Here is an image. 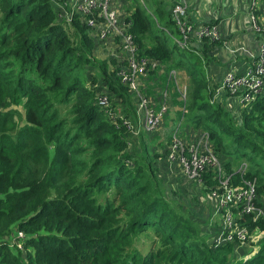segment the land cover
<instances>
[{"label": "trees", "instance_id": "trees-1", "mask_svg": "<svg viewBox=\"0 0 264 264\" xmlns=\"http://www.w3.org/2000/svg\"><path fill=\"white\" fill-rule=\"evenodd\" d=\"M68 2L0 0V264H264V235L257 249L245 244L253 251L243 259L235 251L241 246L213 248L207 231L177 211L176 198L167 196L156 174L167 149L160 159L154 145L147 146L160 147L153 134L138 136V148L126 151L124 139L131 136L119 117L136 120L133 97L116 76L117 62L93 57L95 45L79 17L57 22L52 5L67 10ZM177 4L142 0L123 18L137 55L166 64L175 51L170 67L188 75L179 127L184 122L206 132L214 154L249 152L264 159V93L237 109V119L222 103H210L214 86L197 67L219 42L202 41L197 54L176 47L170 9ZM88 68L92 78H85ZM100 95L106 106L99 105ZM16 116L22 124L9 128ZM222 167L233 173L229 161ZM202 179L194 183L197 190L215 188L210 169ZM243 179H255L262 207L264 173L247 170ZM231 182L240 179L234 174ZM241 224L249 234L264 232L262 219L244 216ZM13 232L23 234L20 251L4 241Z\"/></svg>", "mask_w": 264, "mask_h": 264}, {"label": "built area", "instance_id": "built-area-1", "mask_svg": "<svg viewBox=\"0 0 264 264\" xmlns=\"http://www.w3.org/2000/svg\"><path fill=\"white\" fill-rule=\"evenodd\" d=\"M179 1V4L170 9V19L179 34L177 38H172L176 47L181 50L186 49L191 41L201 43L205 40L209 44L217 42L219 37L216 27L213 24L192 23L189 20L187 1ZM69 2L74 16L79 17L88 32L94 33V35L88 33L90 37L101 42H105L110 37L118 39L115 51L122 55V61L118 64L116 76L133 97L136 118L134 121L119 117L125 130L133 140L140 135L149 136L155 133L161 127V120L167 110L166 92L164 91L161 100L155 103L144 94L142 88L147 73L156 68H163L164 65L137 55V46L133 37L127 32L130 24L119 18V11L114 7L113 0H69ZM59 9L67 11L63 7ZM248 13L249 28L260 39L257 50L247 67L243 69L229 67L222 72L210 103L216 101L221 103V96L225 94L227 100L229 99L236 109L242 110L264 93V17L258 19L251 14V6L248 7ZM161 30L166 33L164 29ZM236 51H239L238 48L233 52ZM167 77L168 81L174 83L176 75L173 71L169 72ZM179 95L184 102L185 87L179 90ZM97 100L99 105L106 106L105 95H100ZM177 130L174 129L171 133V139L166 147V162L177 165L189 182L200 185L202 175L208 169L213 172L216 182L215 188L209 192L214 205L213 214L218 216L217 229L210 239L212 247L243 246L252 243L253 249H257L262 244L264 232L254 230L249 234L247 228L241 224L244 216L250 217L252 222L264 220V209L257 204L255 179H243V175L247 172L244 164H239L233 173H225L222 163L210 147L206 132H199L190 142H185L177 136ZM234 174L240 179L238 185H232ZM7 238L10 241L7 243L8 248L22 249L21 232H14Z\"/></svg>", "mask_w": 264, "mask_h": 264}, {"label": "rangeland", "instance_id": "rangeland-1", "mask_svg": "<svg viewBox=\"0 0 264 264\" xmlns=\"http://www.w3.org/2000/svg\"><path fill=\"white\" fill-rule=\"evenodd\" d=\"M141 3H142V0H113L114 7L119 11L118 14H119L120 19H123L128 13H130L132 10H134V8L136 6H141ZM201 4L202 5H199V3H198L195 5L194 13H193L194 17L196 19H198L199 21H204L206 19H209V20H216V19L225 20V19L229 18L230 16L227 14L226 11L231 8V6H232L231 4H233V3L231 0H211L209 2H207V1L202 2ZM145 6L148 7L147 5H145ZM52 9L57 14L56 20L58 23H68V21L71 17H75L73 10L70 6V2H69V5L67 7V11H65V10L63 11L62 9H59V7L55 6L54 4L52 5ZM256 10H257V8H256ZM235 17H236V19H239V20L243 18L242 13L239 10H237V12L235 13ZM235 17H233V19ZM230 19H231V17H230ZM229 21H231V20H229ZM152 30L156 31V28L154 26V22L152 24ZM88 33H90V35H94L93 32H88ZM90 38L92 39V41L95 45L94 51L92 53V55L95 59H97V60H109V59L115 60L116 59L115 61L117 62V64H120V62L122 61V55L118 54L115 51L113 52V50H115V46H116L117 40H118L116 37L108 38L107 40H105V43L101 42V41H96L92 37H90ZM172 45H173L172 41L170 39H168L167 48L169 50H172ZM176 59H177V55L174 51L172 58L170 59V62H168L166 64H171V60L173 61ZM190 62H191V66H192L193 63L195 62L194 58L193 59L190 58ZM190 62L185 63V65L186 66L189 65ZM207 64H203L202 62L198 61V65L203 69H201L200 67H197V69H200L203 72V74L205 75V78L208 79L209 85L211 87L214 86L213 89H215L216 84H218L217 80L222 75V72L218 73L216 76H213L212 72H214V71L204 70V67ZM227 69L228 68L224 69L223 72ZM182 70L184 72L182 75H185V77H187L188 76L187 72L184 69H182ZM86 71L87 72H86L85 78H92V76L94 75L95 72L89 68ZM175 71L178 72L177 70H175ZM176 72H174L175 75H176ZM182 78H183V76H181V78L176 76V78H175L176 81H174V83L170 80L169 83L167 82V84H166V79L165 80L163 79L161 81L159 80L157 83V86H156L157 92L154 95L155 99H152L155 103H157V102H159V100H161V95L163 94V92L164 91L166 92V99H165L166 109H167L166 113L163 115V119L161 120V127L155 133H153V136H151V140L157 141V144L160 143V147L155 146L156 143H152V142L147 143V146L149 149L151 148L152 145H154V147H152V151H153V153H157L158 155H160L161 156L160 159L164 156V152L166 150V147H167V145L171 139V133L174 131L173 127L178 123V121H177L178 120V114H179V112H181V107H180L181 99H180V95H179V88L184 86L186 89V87H187L186 84L188 83V80H186V84L183 85L182 83H185V82L180 81V79H182ZM143 83H144V81H143ZM144 86H146V85H144ZM144 86L142 88L143 92H144V90H143ZM221 97H222L220 100L221 103L223 105L224 104L226 105L224 107V111L229 113L231 118L237 119L239 117V111L235 108L234 104L231 101H229V99L227 100V96L225 94H222ZM186 100H187V91H186L185 101L183 104H185ZM7 107H8L7 108L8 110H12V111H14V109H15L14 106H12V108H10V106H7ZM182 112H183V114H185L183 107H182ZM174 114H176L177 116H174ZM170 121L171 122L173 121V125H171L172 126L171 130H167L169 128V123H171ZM11 123H12V126L9 128H12V127L17 128V127H19V125L22 124V121L20 120V118L18 116H16L13 119V122L11 120ZM182 124H184L183 126H181L182 132H181V129L179 127L176 134L181 140H184L186 137L184 135V134H186L184 131V129H185L184 127H186V125L184 122H182ZM262 127L264 128V121L262 122ZM190 131H191V129H188L187 132H190ZM197 133L198 132H196L194 134L196 135ZM191 136L192 135L186 137V139H189V137H191ZM124 141H126V151H128V152L134 151L139 146V142L137 140L136 141L133 140L132 137H129V139L125 138ZM225 143L228 146L229 141L227 140ZM210 147H211V144H210ZM215 155H216L217 159L220 161V163H223L225 161H229L230 168L233 171L236 169V167L239 164H244L248 171L254 172V171L258 170V171H261L262 173H264V159L260 158L259 156L255 155L253 153L245 152L244 155L240 154V152H236L233 154L231 153V154L227 155L228 159L222 152H218ZM156 174H158V181L161 184V186L163 187V189L166 191L167 196H171V199L176 198L175 203H176L177 211H179L181 214H183L187 217L191 216V218L194 219L196 224H198L200 227V230H199V227L195 224L196 227L198 228V231H201L204 233H205V231H207L208 234H207L206 239L208 241H210V239L212 238L211 235L215 229V226L213 225V223H216L218 221V216L213 214L214 208H213V203L211 201L209 193L204 191V190H202V191L197 190L196 189L197 184H195L196 185L195 186L193 182H189L188 180H186V178L180 172V169L178 167H175V166L167 163L165 161V158H163V160L161 162H158ZM201 182H203V179ZM166 200H168V199H166ZM185 200L187 202H185ZM262 207L264 208V200H262ZM197 213H200L201 216L205 215V217L204 218H196L195 216L197 215ZM193 224H194V222H193ZM151 237L152 236H150L149 238H151ZM149 238L143 239V241L149 242L150 241ZM4 241L7 243L10 242L8 238L5 239ZM250 247L243 245L239 249L238 248L235 249V251L239 254L240 258L244 259V258H247L250 255V253L252 252V250L251 251L248 250Z\"/></svg>", "mask_w": 264, "mask_h": 264}, {"label": "crops", "instance_id": "crops-1", "mask_svg": "<svg viewBox=\"0 0 264 264\" xmlns=\"http://www.w3.org/2000/svg\"><path fill=\"white\" fill-rule=\"evenodd\" d=\"M187 6H188V14H189V20L192 23L195 24H213L218 33L219 42L218 46L214 48V51L212 52V57L210 60H208V64L205 61V64H207L204 67V70L208 71H214L212 72L213 76H216L218 73L223 72L224 69L229 67H238V68H245L247 67L251 60L252 56L255 54L257 47L259 45L260 39L256 34H254L251 29L249 28L248 24V7L251 6V14L255 15L258 19H261L264 17V2L262 0H231L233 4H231V8L228 9L226 12L231 17L221 20H209L206 19L204 21H199L196 19L193 15L194 13V7L196 4L199 3V5H202V2H209L211 0H186ZM177 2H180L177 0ZM247 6V7H246ZM257 8V10H256ZM239 10L242 13L243 18L242 19H236L235 13ZM219 12V11H218ZM233 17H235L233 19ZM231 20V21H229ZM105 43V42H104ZM196 41H193L189 44L188 48L192 49L195 54L199 52V47ZM238 48L239 51L233 52ZM115 50H113L114 52ZM116 52V51H115ZM119 54V53H118ZM210 56V55H209ZM116 60V59H115ZM163 68H156L154 71L149 73L143 83L144 86V93L151 99H155L154 95L156 94V86L158 81L165 80L166 84L169 81L167 80V74L171 71H175L172 67H170L171 64H163ZM173 71V72H174ZM176 76L180 77L183 76L180 81H183L185 83H182L183 85L186 84V80H188V76L185 77V75H182L184 72L182 69L177 70ZM218 77V76H217ZM218 79V78H217ZM176 81V80H175ZM218 81V80H217ZM187 86V84H186ZM183 87V86H182ZM181 112H182V106H181ZM183 113V112H182ZM174 116H177L174 114ZM171 122V121H170ZM181 123V120L173 127H179ZM173 125V121L169 123V128L167 130H171ZM184 131L186 134L185 136H190L189 139H185L187 142L190 141L193 137H195L194 133L199 132L195 131L191 128H188L187 126L184 127ZM181 129V127H180ZM188 129H191L190 132H187ZM182 132V129H181ZM198 134V133H197ZM253 251V250H252Z\"/></svg>", "mask_w": 264, "mask_h": 264}, {"label": "water", "instance_id": "water-1", "mask_svg": "<svg viewBox=\"0 0 264 264\" xmlns=\"http://www.w3.org/2000/svg\"><path fill=\"white\" fill-rule=\"evenodd\" d=\"M4 240H5V238H4Z\"/></svg>", "mask_w": 264, "mask_h": 264}]
</instances>
